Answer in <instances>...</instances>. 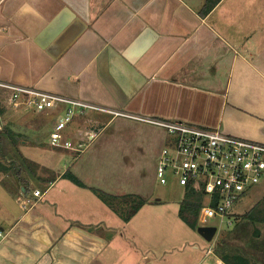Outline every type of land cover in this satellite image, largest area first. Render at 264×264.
I'll use <instances>...</instances> for the list:
<instances>
[{"label":"crops","instance_id":"obj_1","mask_svg":"<svg viewBox=\"0 0 264 264\" xmlns=\"http://www.w3.org/2000/svg\"><path fill=\"white\" fill-rule=\"evenodd\" d=\"M0 81L127 115L72 122L66 137L90 128L88 119L101 130L76 152L37 136L33 116L51 119L52 131L56 112L29 120L0 107V264H136L134 240L119 234L132 220L120 216L119 203L145 201L149 191L123 190L120 164L132 161L122 171L135 177L146 153L132 138H153L157 174L162 150L175 142L137 117L264 144V0H0ZM250 193L264 208V179ZM25 198L32 204L23 209ZM226 248L214 249L224 264H264L259 244L240 255Z\"/></svg>","mask_w":264,"mask_h":264},{"label":"built area","instance_id":"obj_2","mask_svg":"<svg viewBox=\"0 0 264 264\" xmlns=\"http://www.w3.org/2000/svg\"><path fill=\"white\" fill-rule=\"evenodd\" d=\"M0 107L15 113L56 112L57 119L49 135V144L76 152H81L88 143L95 141L101 130L93 128L96 124L88 119L85 123L90 124V128H80L72 137L64 136L75 116H85L91 111L126 115L82 100L4 81H0ZM61 108L65 109L61 111ZM137 119L165 129L175 139L173 148L167 147L161 152L157 167L159 183L167 185L170 178H174L186 191L201 195L203 203L198 218L203 225L211 219L232 225L231 216L237 201L264 179V144L188 122ZM34 197L41 198V191L36 190ZM19 203L26 209L32 200L19 199ZM211 256H214L211 264H224L216 256L213 246L207 249L205 260Z\"/></svg>","mask_w":264,"mask_h":264},{"label":"rangeland","instance_id":"obj_3","mask_svg":"<svg viewBox=\"0 0 264 264\" xmlns=\"http://www.w3.org/2000/svg\"><path fill=\"white\" fill-rule=\"evenodd\" d=\"M27 114V113H23ZM30 120V113L27 114ZM96 115L95 112H89L86 117L77 115L72 122H77L83 118ZM28 118V117H27ZM41 116H33L35 122L41 124L37 136L40 138H49L50 131L53 126L51 119ZM134 144L136 147L144 149L145 155L139 157L141 160L135 161L136 174L123 172L127 166L122 165L132 163V161L121 162L120 176L118 182L123 190L126 187L140 186L147 188L149 196L144 198L145 204L140 211L133 216L135 210L140 207L139 200L120 199L119 212L124 219H132L129 227H121L119 234L127 233L134 240V247L137 252L136 264H198L204 257L207 249L211 246L218 248L226 245L231 253L242 254L246 245H260L264 248V244L257 241L260 235H264V208L255 199L252 193L246 194L240 198L233 210V213H240L237 218H242L247 212L252 211V215L237 219L231 216L232 225L219 223V220L211 219L206 225L200 222L199 218H194L186 212H182V201L187 198V191L181 187L176 179L170 178L167 185L159 183L157 174L154 169V155L152 154V144H157L149 137L143 138L135 136ZM132 141V140H131ZM151 145V146H150ZM71 155L76 154L71 152ZM135 169L134 167H129ZM129 175V177H128ZM41 189L42 187L39 186ZM127 200V201H126ZM264 201L263 198L258 199ZM143 201V199H142ZM203 203V199L202 202ZM252 206L254 207L253 209ZM127 207V208H125ZM124 209V210H123ZM251 209V210H250ZM195 226L190 224L185 218ZM261 219H258V215ZM126 221V220H125ZM215 228L217 235L213 241H207L201 234L200 229ZM218 245V247H216ZM120 250H123L121 246ZM145 255L143 259L141 256ZM211 256L208 261H213Z\"/></svg>","mask_w":264,"mask_h":264},{"label":"trees","instance_id":"obj_4","mask_svg":"<svg viewBox=\"0 0 264 264\" xmlns=\"http://www.w3.org/2000/svg\"><path fill=\"white\" fill-rule=\"evenodd\" d=\"M218 3V2H217ZM212 8H211V5L207 7L206 11H210ZM67 177L69 179H71L73 182H75L76 184L78 185H82V183L76 178L74 177L73 175L71 174H67ZM188 193V196L186 199H184L182 201V204H181V207H182V212H186L188 214H190L191 216H193L194 218H198L199 217V213H200V209H201V202H202V196L199 195V194H195L194 192H191V191H187ZM140 207H138L135 212L133 213V216L139 212L140 208L145 204V201H142L140 200ZM184 215V214H183ZM184 218L190 223L192 224L191 221H189L187 219V217L184 215ZM126 221L130 220L129 218L128 219H125ZM193 226H195L194 224H192Z\"/></svg>","mask_w":264,"mask_h":264},{"label":"water","instance_id":"obj_5","mask_svg":"<svg viewBox=\"0 0 264 264\" xmlns=\"http://www.w3.org/2000/svg\"><path fill=\"white\" fill-rule=\"evenodd\" d=\"M202 236L209 242L213 241L217 234V230L215 228H203L200 229Z\"/></svg>","mask_w":264,"mask_h":264},{"label":"clouds","instance_id":"obj_6","mask_svg":"<svg viewBox=\"0 0 264 264\" xmlns=\"http://www.w3.org/2000/svg\"><path fill=\"white\" fill-rule=\"evenodd\" d=\"M31 9L30 8H28L27 6H25V8L24 9H22V11H30Z\"/></svg>","mask_w":264,"mask_h":264}]
</instances>
